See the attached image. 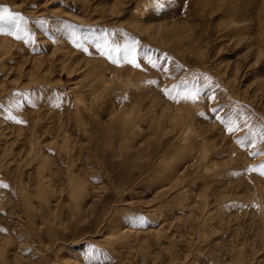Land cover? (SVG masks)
Masks as SVG:
<instances>
[{
  "label": "rangeland",
  "instance_id": "374dc122",
  "mask_svg": "<svg viewBox=\"0 0 264 264\" xmlns=\"http://www.w3.org/2000/svg\"><path fill=\"white\" fill-rule=\"evenodd\" d=\"M162 2L0 0V264H264V0Z\"/></svg>",
  "mask_w": 264,
  "mask_h": 264
},
{
  "label": "snow or ice",
  "instance_id": "6c2138e0",
  "mask_svg": "<svg viewBox=\"0 0 264 264\" xmlns=\"http://www.w3.org/2000/svg\"><path fill=\"white\" fill-rule=\"evenodd\" d=\"M157 3L160 4V6H163V2L162 0H157ZM24 17L21 16L19 13H10L7 11L6 8L4 9H0V21H10L12 23V27L14 29H18V25H19V22L23 21ZM10 34H14V33H10ZM17 39H20L21 37L19 35L16 36ZM29 41L28 40H25V43H28ZM106 51H110L111 49L110 48H107L105 49ZM101 54H104V51L101 52ZM125 55L126 57L128 55H132L133 56V59L130 60L129 62L133 63L135 66H139V65H136L135 64V59H134V49L133 50H128L126 49L125 50ZM115 62V61H114ZM150 63H152V66L153 67H156V64L154 62H152L151 60L149 61ZM166 95H169V98L170 99H176V96H173L171 95V93L167 92L165 93ZM183 99H192L193 101H195L196 99H198V95H193V96H183L182 97ZM178 102V101H177ZM213 111H215V109H213ZM10 118H13L14 117H10ZM261 168H264V165H261ZM261 174H264V172H262ZM134 222H137V223H141L143 222L142 218H137Z\"/></svg>",
  "mask_w": 264,
  "mask_h": 264
}]
</instances>
